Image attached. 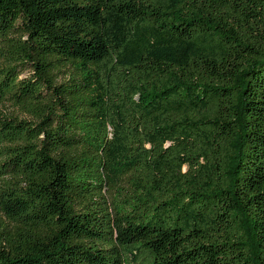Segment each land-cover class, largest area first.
<instances>
[{
  "label": "trees",
  "instance_id": "obj_1",
  "mask_svg": "<svg viewBox=\"0 0 264 264\" xmlns=\"http://www.w3.org/2000/svg\"><path fill=\"white\" fill-rule=\"evenodd\" d=\"M0 102V264H264V0H0Z\"/></svg>",
  "mask_w": 264,
  "mask_h": 264
},
{
  "label": "rangeland",
  "instance_id": "obj_2",
  "mask_svg": "<svg viewBox=\"0 0 264 264\" xmlns=\"http://www.w3.org/2000/svg\"><path fill=\"white\" fill-rule=\"evenodd\" d=\"M30 74V71H25L21 74V77L27 76ZM4 112L7 115H19L21 117H26L27 115L22 112L20 109L8 104L0 102V112ZM111 199V197H109ZM111 201V200H110Z\"/></svg>",
  "mask_w": 264,
  "mask_h": 264
}]
</instances>
